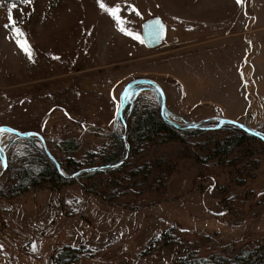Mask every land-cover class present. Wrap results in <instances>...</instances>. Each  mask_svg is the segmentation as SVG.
Returning <instances> with one entry per match:
<instances>
[{
    "label": "rangeland",
    "instance_id": "374dc122",
    "mask_svg": "<svg viewBox=\"0 0 264 264\" xmlns=\"http://www.w3.org/2000/svg\"><path fill=\"white\" fill-rule=\"evenodd\" d=\"M102 2L119 6V26L97 0L0 2V126L38 133L64 168L67 162L100 165L98 156L111 150L113 133L125 129L127 106L159 108L152 87L135 85L118 115L125 86L148 78L162 89L164 115L175 124L216 127L234 118L253 132L264 130V0ZM10 9L23 37L6 27ZM153 14L167 23V37L161 47L146 50L140 26ZM17 39L27 40L31 59ZM175 47L178 55H164ZM68 140L76 147L63 153ZM32 145L43 147L38 138L0 131V152L9 166L33 153ZM180 151L167 144L136 154L119 172V188L106 176L96 179L103 198L69 185L0 199V264H50V256L64 246L92 256L73 264H172L194 240L205 252L253 247L264 237V146L259 142L233 151L215 168L180 159L177 171L160 180L159 191L148 192L146 184L134 195L121 191L134 182L130 166L139 168L158 156L180 158ZM8 179L5 172L0 190Z\"/></svg>",
    "mask_w": 264,
    "mask_h": 264
},
{
    "label": "trees",
    "instance_id": "16d2710c",
    "mask_svg": "<svg viewBox=\"0 0 264 264\" xmlns=\"http://www.w3.org/2000/svg\"><path fill=\"white\" fill-rule=\"evenodd\" d=\"M11 1L13 0H0V2L5 3ZM124 113L125 129L122 130L121 135L113 133L111 150L106 153L107 149L98 156L100 165L94 163L74 167L72 162H67L64 168L61 163L53 162L48 158L46 149L32 145L33 153H30L21 162L14 163L13 166L8 165L6 176L7 179L9 177V182L7 181L4 188L0 190V199H14L29 191L45 187L59 190L69 185H77L85 193L103 198L104 195L99 191L101 185H97L101 182L96 180L97 178L106 176L112 185L119 188V182H121L118 179L119 172L128 167L133 156L155 145H178L183 150L180 151V158L172 159L158 156L139 168L130 166L129 177L134 182L130 186L121 187L124 195H134L136 190L143 188L145 184L148 192L159 191L163 185L160 180L163 181L167 175L177 171L180 159L191 160L200 169H205L204 167L215 168L223 166L226 163V157L231 155L233 151L240 150L248 144L259 142L261 146H264V141L261 140V138L264 139V130L260 133L255 132L256 136H253L231 124H223L219 128L207 126L211 122L193 125L175 124L165 117V113L161 115L160 106L159 108L141 107L140 105L127 106ZM123 135H125V141L122 139ZM125 144H127L129 152L127 160L118 167H107L124 159ZM62 145L64 147L63 153L74 150L76 147L74 140L63 142ZM209 163H213L212 166ZM56 164H58V168ZM94 168L96 170H92ZM136 179H138L137 182H135ZM90 183L93 184L88 186ZM107 198H109L108 204L116 208L117 205L110 200L112 198ZM169 232L163 236H169ZM179 235L177 238L180 240ZM191 241L193 240H189V242ZM196 241L198 240L196 239ZM192 244L194 247L187 250L185 256L175 257L172 264H264V237L255 242L251 248L239 244L234 251H220L211 248L205 252L201 243H195L194 240ZM164 245H169V243L165 241ZM91 257L84 254L80 248L64 246L55 250L49 261L50 264H73L80 258L90 259ZM94 257L96 256L94 255Z\"/></svg>",
    "mask_w": 264,
    "mask_h": 264
},
{
    "label": "water",
    "instance_id": "95a60500",
    "mask_svg": "<svg viewBox=\"0 0 264 264\" xmlns=\"http://www.w3.org/2000/svg\"><path fill=\"white\" fill-rule=\"evenodd\" d=\"M166 37H167V23L161 18L160 15L153 14V15H150V16L143 19L141 26H140V39H141L143 47L146 50H154L158 47H161L166 42ZM135 85H148V86L152 87L157 92V94L159 95V100H160V113H161V115H163L165 113V111H164L165 110V97H164V93H163L162 89L160 88L158 83L152 79L139 78V79H135V80H132L131 82H129L125 86V88L123 89L121 96H120V108L118 110L119 117L121 118L122 112L126 106V96L129 92V90L132 89V87ZM223 124L234 125L240 129H242L243 131L247 132L248 134L256 136L255 132L247 129L246 127H244L243 125H240L239 123H237L235 121H231V120H227V119L220 120L217 128H219ZM0 131H7L16 137L23 138V139H28L30 137L38 138L40 140L41 144L43 145V148L46 149L45 144H44V140L36 132L18 133L14 129H12L8 126H0ZM122 139L125 141V135L122 136ZM261 140L264 141V139H262V138H261ZM125 146H126V154H125L124 159L121 160L120 162H118L117 164L110 165L107 167H109V168L118 167V166L122 165L127 160L129 152H128L127 144H125ZM46 154L50 160L55 162L54 158L49 154L48 151H46ZM0 161H1V165H2V170L0 172V179H1L3 177V175L5 174V172L7 171V167H8L7 160L5 159V157H3L1 152H0ZM56 166L58 168V164H56ZM103 168H106V167H103ZM92 170H96V168H94Z\"/></svg>",
    "mask_w": 264,
    "mask_h": 264
},
{
    "label": "snow or ice",
    "instance_id": "6c2138e0",
    "mask_svg": "<svg viewBox=\"0 0 264 264\" xmlns=\"http://www.w3.org/2000/svg\"><path fill=\"white\" fill-rule=\"evenodd\" d=\"M21 2L25 5H29L31 4L32 0H21ZM241 0H237V3H240ZM97 3L100 5L101 8H104L109 15H111L117 22V25L119 26L121 24V17L119 16V6H113L111 8L106 7V5L102 2V0H97ZM17 5L15 4V2L12 3V8H15ZM135 10V9H134ZM139 14V13H137ZM8 25H6V27H11L12 32L15 34L16 37H23L24 33L22 31V29L16 27V21L13 19L12 15H11V9L9 10V16H8ZM122 32H126V29L124 27H120L119 29ZM126 34L128 35H132L131 32H126ZM136 39H139V36L135 37ZM17 44L18 46L21 48V50L25 53V55L28 56L29 59L32 58V54H31V46L27 43L26 39H17ZM35 250V249H33Z\"/></svg>",
    "mask_w": 264,
    "mask_h": 264
},
{
    "label": "crops",
    "instance_id": "0c3cea01",
    "mask_svg": "<svg viewBox=\"0 0 264 264\" xmlns=\"http://www.w3.org/2000/svg\"><path fill=\"white\" fill-rule=\"evenodd\" d=\"M161 18H163V17H161ZM173 50L175 51V53H172ZM177 50H179V49L176 48V47L173 48V49H171V48H169V49H165V54H164V55H167V54L169 53V54H172V55H170V56H174V57H175L176 55H178V54H176V53H178ZM162 53H163V52H162ZM162 53H161V54H162ZM180 53H181V52H180ZM164 55H162V56H164ZM162 56H161V57H162ZM168 57H169V56H168ZM166 59H167V58H166ZM170 60H172V59H170ZM175 76H176V79H177V78L179 79V77H178L177 75H175ZM179 80H180V79H179ZM181 87H182V89H183V87H184L182 83H181ZM186 93H187V91L185 90V94H186ZM228 119H230V118H228ZM232 119H234V118H231V120H232Z\"/></svg>",
    "mask_w": 264,
    "mask_h": 264
}]
</instances>
